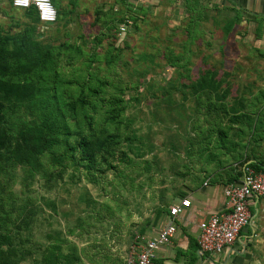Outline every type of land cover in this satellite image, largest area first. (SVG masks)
Wrapping results in <instances>:
<instances>
[{
    "label": "rangeland",
    "instance_id": "obj_1",
    "mask_svg": "<svg viewBox=\"0 0 264 264\" xmlns=\"http://www.w3.org/2000/svg\"><path fill=\"white\" fill-rule=\"evenodd\" d=\"M1 57L5 122L13 132L34 125L54 144L39 156V172L0 166V232L10 229L11 256L48 264L50 244H58L66 256L58 264H126L135 237L152 236L185 180L229 150L245 91L264 88V20L140 5L105 28L60 31L0 0ZM114 104L119 113L106 122ZM85 114L94 128L113 130L117 121L128 137L109 165L97 149L94 167L81 160L80 139L91 129ZM225 157L237 167L246 161ZM260 223L246 264H264Z\"/></svg>",
    "mask_w": 264,
    "mask_h": 264
},
{
    "label": "crops",
    "instance_id": "obj_2",
    "mask_svg": "<svg viewBox=\"0 0 264 264\" xmlns=\"http://www.w3.org/2000/svg\"><path fill=\"white\" fill-rule=\"evenodd\" d=\"M50 2L56 11L55 21L51 26L60 31L101 29L102 26L105 28L112 20L117 19L123 10H133L134 6L140 5L147 9L152 7L160 10H233L236 15L264 20V0H50ZM245 94L249 97L247 96L243 104V122H233L227 153H220L218 157L221 161L218 162V166L210 164L197 170L193 178L186 179L179 194L174 198L172 204L185 198L189 200V206L173 219L175 232L169 242L155 251L156 261L163 264H246L245 257L249 245L257 237L260 222L264 218L262 198H252L249 201V225L241 230L231 246L219 253L200 254L196 244L198 223L210 214L220 213L227 208L222 191L224 185L233 180L237 162L226 164L225 155L230 159H237L239 156L242 159L246 156V162L264 160V88L259 86L251 89L250 93L245 91ZM169 221L168 213L165 212L160 216L152 236Z\"/></svg>",
    "mask_w": 264,
    "mask_h": 264
},
{
    "label": "built area",
    "instance_id": "obj_3",
    "mask_svg": "<svg viewBox=\"0 0 264 264\" xmlns=\"http://www.w3.org/2000/svg\"><path fill=\"white\" fill-rule=\"evenodd\" d=\"M10 5L20 11L32 8L37 18V24L48 28L56 17L50 0H8ZM123 31L124 26H119ZM223 197L227 208L220 213L210 214L197 225L196 244L200 254L219 253L231 246L241 230L250 222L248 209L252 198L264 199V171H256L250 166L241 167L240 176L223 187ZM189 200L183 198L168 208L169 223L162 226L156 234L150 237H135L133 244L126 254V264H163L156 261L155 251L169 242L175 232L173 219L186 207Z\"/></svg>",
    "mask_w": 264,
    "mask_h": 264
},
{
    "label": "trees",
    "instance_id": "obj_4",
    "mask_svg": "<svg viewBox=\"0 0 264 264\" xmlns=\"http://www.w3.org/2000/svg\"><path fill=\"white\" fill-rule=\"evenodd\" d=\"M30 12L32 13L34 20L37 23V18L35 16L34 10H25L22 12ZM5 40V39H4ZM22 69H24V65H20ZM7 72V64L6 58L1 57L0 59V73L5 74ZM88 94L96 95L95 88L88 89ZM7 94V90H2L0 93V99ZM77 100L84 103V99L78 97ZM99 100V99H98ZM100 101V100H99ZM3 104L0 102V109L3 107ZM92 106V104H91ZM110 109L107 111L110 116L106 117V122L115 117L119 113V109L110 105ZM87 117V125L86 127H90L88 135L85 137H81V147L80 153L83 154L84 157L81 160L87 159V167L93 166L95 163L96 155H99L101 158V163L109 165V159H114L115 157V146L123 139V135L121 132H118V122L112 121L113 130H109L106 123L101 125L97 122L96 128H94V120L88 114H85ZM86 122V121H84ZM33 123V122H32ZM94 123V124H93ZM61 125L64 128V131L67 132V127L64 124L63 120H61ZM98 126V127H97ZM80 129L81 127L78 126ZM92 130V131H91ZM96 138V139H95ZM128 138L127 136L124 137ZM95 139V140H94ZM93 143L92 147L91 144ZM101 150L96 155L93 154L94 150ZM45 150H54V144L51 140L44 139L42 137V131L38 128H35L34 125H26L17 129L13 132L10 126L5 122L2 113H0V166H4L5 163H10L12 166H26V171L31 175L32 172H39L42 169V164L39 160V156ZM121 157H117L116 159H120ZM75 161V160H74ZM99 161V160H98ZM237 164V163H236ZM235 164V166H236ZM250 166L256 171H264V161L262 160H252L250 162L242 161L238 167H235V173L233 180L235 181L241 174V167ZM41 166V169H40ZM86 166V165H84ZM228 182V183H229ZM21 224L13 225V229L18 231L19 226ZM6 233L0 232V264H16L15 258L11 256L13 253V245H12V237H10V229L7 227ZM50 250L48 254V264H58L59 260L64 259L66 257L64 253L59 250L58 244H50Z\"/></svg>",
    "mask_w": 264,
    "mask_h": 264
},
{
    "label": "clouds",
    "instance_id": "obj_5",
    "mask_svg": "<svg viewBox=\"0 0 264 264\" xmlns=\"http://www.w3.org/2000/svg\"><path fill=\"white\" fill-rule=\"evenodd\" d=\"M21 2V0H17V3H20ZM24 2H27V0H24Z\"/></svg>",
    "mask_w": 264,
    "mask_h": 264
}]
</instances>
